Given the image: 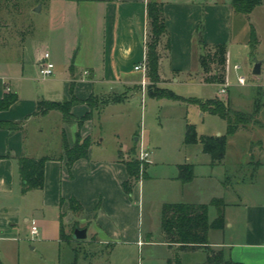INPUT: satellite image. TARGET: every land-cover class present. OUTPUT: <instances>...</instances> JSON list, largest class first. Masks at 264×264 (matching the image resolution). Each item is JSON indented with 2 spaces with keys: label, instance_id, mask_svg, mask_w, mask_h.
<instances>
[{
  "label": "crops",
  "instance_id": "0c3cea01",
  "mask_svg": "<svg viewBox=\"0 0 264 264\" xmlns=\"http://www.w3.org/2000/svg\"><path fill=\"white\" fill-rule=\"evenodd\" d=\"M150 2L163 4L167 25V36L159 46L162 81L187 74L191 81L205 82L200 65L201 39L211 50L226 46L225 75L229 77L234 45L230 48L227 43L232 41L230 23L236 16H244L248 23L247 30L242 27L247 34L245 45L253 55L264 54V34L256 21V15L264 14V5L245 15L235 12L233 0L226 5L215 0H0V100L9 94L17 97L9 110L0 111V122L21 125L18 131L0 130V264H20L26 251L43 252L48 245H54L57 252L71 223L87 229V237L92 231L93 240L111 248L129 239L141 244L143 229L141 225L131 226L129 220L133 213L130 201L133 197L142 201L141 185L137 191L136 182L131 195L123 185L129 180L125 163L133 152L139 156L141 147L145 148L149 141L138 136L133 144L122 145L117 156H100L96 150L104 140L99 142L95 136V121L105 110L126 103L132 95L147 94L139 91L145 76L135 67L146 61ZM38 7L40 12H36ZM251 26L259 41L254 50L250 46ZM45 54L50 55L56 69L53 77L42 79L39 71ZM257 62L262 64L263 75L264 60ZM45 81L44 89L36 90L35 84ZM91 97L99 105L93 112L85 103ZM115 98L119 100L114 102ZM73 100L74 120L70 124L58 111L37 114L39 102ZM89 113L90 119L79 129L77 121ZM246 131L240 128L227 139V150L233 139H249L232 173L227 151L220 164H213L211 159L177 164V175L163 179L170 183L171 191L158 207L178 203L209 205L214 199H224L226 227L210 231V247L225 250L237 263L264 264V185L260 195L247 188L253 187L257 175L264 179V165L258 169L261 171L252 169L254 141ZM78 132L82 139L91 138L92 146L88 158L78 160L69 170L64 135L73 147ZM202 153L205 154L203 150ZM24 157L50 159L45 164L43 189L23 191L19 160ZM199 158L197 154L195 159ZM146 163L152 165L149 159ZM181 165L194 167L191 182L179 180ZM232 176L235 183L229 178ZM71 199L81 210L71 209ZM32 226L39 228L34 241L30 240ZM211 232L220 234L215 242L210 241ZM196 251L203 250L182 252Z\"/></svg>",
  "mask_w": 264,
  "mask_h": 264
},
{
  "label": "rangeland",
  "instance_id": "374dc122",
  "mask_svg": "<svg viewBox=\"0 0 264 264\" xmlns=\"http://www.w3.org/2000/svg\"><path fill=\"white\" fill-rule=\"evenodd\" d=\"M207 1L211 2V0ZM215 1L226 5L230 0ZM256 21L264 34V14L256 15ZM245 26L247 30L248 23L244 16H236L230 23L232 41L227 45L230 48L232 45L234 47L231 50L230 87L226 95L219 94L223 88L222 84L191 81L187 74L171 77L169 81L161 80L158 87L172 91L186 100L196 99L206 102L219 98L233 111L244 113L247 120L242 121L240 127L245 126L248 133L246 135L252 136L254 145L251 149L250 161L252 169L258 170L261 165H264V88L259 87L264 85V74L254 76L253 68L257 60H264V54L261 52L253 55L250 47L245 45L243 40L247 34L242 28L245 29ZM235 65L240 67L239 71H234ZM239 76L246 78L245 86L239 85ZM46 84V81L36 83V90L42 91ZM150 86L151 82L147 78L146 86L139 90L146 91L147 94L139 92L132 95L126 103L114 105L105 110L95 121V136L99 142L104 140L101 147L96 150L100 156L105 157L110 154L117 156L122 145L124 147L126 144H133L134 138L138 136L146 137L149 141L145 149L148 150L152 165L147 166L144 175L140 176L135 185L137 191L139 184L141 185L142 201L136 200L135 197L130 201L133 213L129 215V220L131 226L135 228L141 225L143 229V238L139 241L141 244L129 239L111 248L109 245L93 240L92 231L89 232L86 240L77 241L73 239L74 231L81 227L71 223L68 234L63 237L64 243L57 252L53 248L54 245H48L43 252H28V250L20 264H73L74 262L77 264H170L172 262L174 264L177 259H180L182 264L206 263L207 253L204 251L181 252L175 247L170 248L163 244L165 239L161 229L162 208L158 206L159 202H164L168 198V193L171 191L170 183L163 179L177 175V164L197 163L203 159H211L210 156L202 153L203 148L200 143L190 146L184 144L187 125L195 126L199 138L220 134L218 138H224L228 125L218 116L199 112L200 108L197 105L168 99H152L148 95ZM256 91H261L260 95H256ZM201 114L204 115L201 117ZM248 142L249 139L246 136H239L232 140V145L227 150L230 173L234 170L239 153L246 151ZM197 154L200 157L199 161L195 159ZM244 173L247 172L244 171ZM248 174H246L247 177ZM229 178L235 183L233 176ZM263 185L264 179L257 175L253 187L247 188L257 191L256 194L260 195L263 193ZM216 216V209L211 207L210 222L214 221ZM149 233L152 234L151 240L148 239ZM211 233L210 241L215 242L220 234ZM148 242L154 244H148ZM90 252L96 253V256L89 257ZM2 263L9 264L5 261Z\"/></svg>",
  "mask_w": 264,
  "mask_h": 264
},
{
  "label": "trees",
  "instance_id": "16d2710c",
  "mask_svg": "<svg viewBox=\"0 0 264 264\" xmlns=\"http://www.w3.org/2000/svg\"><path fill=\"white\" fill-rule=\"evenodd\" d=\"M233 9L235 12L250 15L252 11L261 5L264 0H233ZM149 35L147 41V78L151 82L148 89V95L152 99H168L174 102H187L197 105L202 112L218 116L227 122L228 130L224 138L203 136L199 138L195 126L187 125L185 134L186 145L201 144L203 152L210 156L213 164H220L224 161L227 151V139L235 135L239 130L242 121L247 120L244 113L233 111L225 102L216 98L206 102L201 100H186L172 91L158 87L161 84L160 77V53L159 46L162 38L167 36V25L164 16V6L157 2L148 4ZM201 39V38H200ZM259 41L253 26H251L250 46L254 50ZM201 56L200 65L205 73V83L224 84L227 48L225 45H219L209 49L200 40ZM214 51V53H212ZM218 66V70L215 67ZM214 73V74H212ZM260 95L261 91H256ZM119 99L115 98L114 102ZM17 101L16 95H6L0 100V111H7ZM75 101L59 102H39L37 114L46 115L52 111H58L62 114L66 124L72 123V107ZM91 111L98 107V101L91 97L85 102ZM92 113L87 114L77 121L79 129L90 119ZM21 125L9 122H0V130L18 131ZM242 128H245L243 126ZM92 146L91 138L82 139L81 133L76 135V142L70 147L66 135H64V151L67 161V167L72 169L73 165L81 159H86ZM49 158L30 159L21 158L19 160L20 175L23 183V191L41 190L45 183V164ZM129 180L124 183L123 189L129 195L132 193L133 186L139 181L141 175H144L148 166L147 163L140 161L136 151L131 154L128 162L125 163ZM194 167L192 165H181L179 167V180L182 183L191 182L194 176ZM70 206L73 210H81V207L73 199L70 200ZM227 204L224 199H214L209 205L204 204H165L161 213V229L164 235L165 243L170 247L177 246L179 251L203 250L207 253V262L205 264H241L234 262L225 250L215 251L210 247V231H221L226 227L224 211ZM214 207L217 210V218L210 222L209 210ZM64 237V235H63ZM74 239V238H73ZM170 264H173L170 262ZM174 264H182L177 259Z\"/></svg>",
  "mask_w": 264,
  "mask_h": 264
},
{
  "label": "built area",
  "instance_id": "2783aa9c",
  "mask_svg": "<svg viewBox=\"0 0 264 264\" xmlns=\"http://www.w3.org/2000/svg\"><path fill=\"white\" fill-rule=\"evenodd\" d=\"M55 69H56V66L51 61L50 55L49 54H45L43 62L41 63V66H40V71H39L40 77L42 79H47V78L53 77L55 75ZM135 70L136 71H142L144 73L145 79L143 81V86H146V77H147V66H146V63H144L143 66L138 65L137 67H135ZM235 70L239 71L240 67L236 66ZM238 83L241 86H245L247 84V80H246V78L239 76L238 77ZM229 87H230V80H229V77L227 76L226 79H225V83L223 84V88L219 91V94L221 96L226 95L227 94V89ZM149 157H150L149 153L146 151L144 146H142L141 150H140V155H139L140 161L147 162ZM38 236H39V228L37 226H32L31 231H30V240L34 241Z\"/></svg>",
  "mask_w": 264,
  "mask_h": 264
},
{
  "label": "water",
  "instance_id": "95a60500",
  "mask_svg": "<svg viewBox=\"0 0 264 264\" xmlns=\"http://www.w3.org/2000/svg\"><path fill=\"white\" fill-rule=\"evenodd\" d=\"M41 8L38 7L36 12H40ZM261 66L262 64L260 62H255L254 64V68H253V75L254 76H260L261 75ZM87 233L88 230L87 229H80V228H76L74 231V235L73 238L77 241H84L87 239Z\"/></svg>",
  "mask_w": 264,
  "mask_h": 264
}]
</instances>
